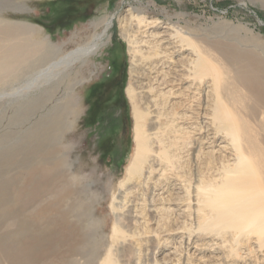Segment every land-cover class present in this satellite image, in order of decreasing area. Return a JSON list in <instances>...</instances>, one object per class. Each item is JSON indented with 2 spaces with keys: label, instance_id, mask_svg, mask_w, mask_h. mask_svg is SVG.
<instances>
[{
  "label": "rangeland",
  "instance_id": "obj_1",
  "mask_svg": "<svg viewBox=\"0 0 264 264\" xmlns=\"http://www.w3.org/2000/svg\"><path fill=\"white\" fill-rule=\"evenodd\" d=\"M134 8L146 21L143 30L148 23L149 30L155 32L170 26L178 43L189 37L201 45L239 46L264 56V0H0L2 27L7 23L39 27L45 32L30 36V42L45 40L50 48L62 46L63 53L84 43L81 38L90 22H111L114 17L105 38L109 46L97 51L88 66L55 71L50 82L41 81V86L36 84L17 97L11 93L27 86L39 66L36 64H40L38 58L0 81V197L5 204L0 210V264H65L71 258L68 252L72 244L66 231L54 225L57 214L68 217V228L75 229L79 237V250L73 256L76 264H96L110 249L120 264H264V247L254 236L242 237L238 244L232 232H204L198 227L201 218L197 213L184 215L186 229L171 232L184 221L179 220L178 225L171 218L169 231L158 235L148 232L155 228L149 214H143L148 215L147 227L135 225L125 211H119L118 218L111 214L112 195L131 187L123 183L136 146V120L127 97L132 59L121 26L126 11ZM69 74L72 76L67 81ZM114 78L119 89L101 100L100 92ZM115 99L124 101L125 113L117 107L108 108ZM65 105V130L50 146L56 144L64 175L74 179L73 194L53 211L56 198L46 188L47 182H42L45 191L35 197L37 185L28 177L29 166L36 161L30 155L36 149L31 130L47 113L58 112ZM150 186L142 190L147 197ZM167 186L165 180L158 188L168 190ZM41 210L45 215L36 220ZM115 223L126 235L125 241L111 239ZM54 227L58 228L55 240L47 233ZM41 235L44 240L40 241ZM236 248L238 252H233ZM13 249L17 260L9 255Z\"/></svg>",
  "mask_w": 264,
  "mask_h": 264
},
{
  "label": "bare ground",
  "instance_id": "obj_2",
  "mask_svg": "<svg viewBox=\"0 0 264 264\" xmlns=\"http://www.w3.org/2000/svg\"><path fill=\"white\" fill-rule=\"evenodd\" d=\"M121 22L122 38L129 45L132 59L127 97L136 120V146L123 183L131 187L118 196L112 195L111 214L118 218L119 211H125L135 225L144 227L148 215L143 214H149V222L155 228L148 232L158 235L169 231L172 219L178 225L179 220L184 221L182 227L176 225L171 232L186 229L184 215L197 213L201 218L198 227L204 232H232L238 244L242 237L246 240L254 236L263 248V54L233 45H201L189 37L180 39L187 46L184 48L173 40L170 26L155 32L149 30L148 23L143 30L146 21L135 8L127 10ZM110 25V21L90 22L81 38L84 43L69 53H63L62 46L50 48L45 40L30 42V36L45 32L39 27L23 23L0 25V81L38 58L40 64H36L39 66L27 86L11 93L17 97L37 87L36 84L41 86V81L50 82L55 71L88 66L97 51L109 46L105 38ZM67 111L65 105L58 112L47 113L31 130L36 149L30 155L36 161L29 166L28 177L37 185L35 197L45 191L42 182H47L46 188L56 198L51 206L53 211L73 194L74 179L64 175L56 144L50 146L65 130L63 118ZM165 180L168 190L158 188ZM148 185L151 195L147 197L142 190ZM20 192L21 188L17 190ZM1 193L2 189L0 196ZM3 200L0 197V210L5 207ZM44 215L41 210L36 220ZM63 215H55L58 218L54 225L66 231L72 244L68 252L71 258L65 264H76L73 256L79 250L80 240L76 230L68 228V217ZM56 227L48 230L50 239L58 237ZM43 238L38 237L40 241ZM111 239H127L116 223ZM10 251V257L17 260L16 251ZM233 252H238L237 248ZM96 264L120 262L110 249Z\"/></svg>",
  "mask_w": 264,
  "mask_h": 264
},
{
  "label": "trees",
  "instance_id": "obj_3",
  "mask_svg": "<svg viewBox=\"0 0 264 264\" xmlns=\"http://www.w3.org/2000/svg\"><path fill=\"white\" fill-rule=\"evenodd\" d=\"M117 79L116 78H114V80L113 81H110L108 84H106L104 87L105 88H103V90L100 92L101 94H100V99L101 100H104L107 96H109V94L112 92V91H114V90H118L119 89V84L117 83V81H116ZM114 101V103H113V105H111L110 107H108V108H112V107H117V109H119V110H121L122 111V113L124 112L125 113V103H124V101L123 100H117L116 101V99L115 100H113ZM126 120L124 119V121H123V128H122V130H123V135H124V133L126 134Z\"/></svg>",
  "mask_w": 264,
  "mask_h": 264
},
{
  "label": "water",
  "instance_id": "obj_4",
  "mask_svg": "<svg viewBox=\"0 0 264 264\" xmlns=\"http://www.w3.org/2000/svg\"><path fill=\"white\" fill-rule=\"evenodd\" d=\"M113 20H114V17L112 18L111 23H113Z\"/></svg>",
  "mask_w": 264,
  "mask_h": 264
}]
</instances>
